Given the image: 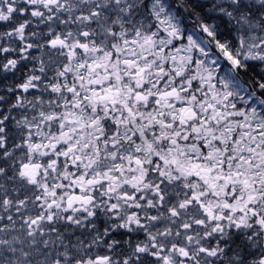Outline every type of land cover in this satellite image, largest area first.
<instances>
[{
  "label": "snow or ice",
  "instance_id": "1",
  "mask_svg": "<svg viewBox=\"0 0 264 264\" xmlns=\"http://www.w3.org/2000/svg\"><path fill=\"white\" fill-rule=\"evenodd\" d=\"M0 264H264V0H0Z\"/></svg>",
  "mask_w": 264,
  "mask_h": 264
}]
</instances>
